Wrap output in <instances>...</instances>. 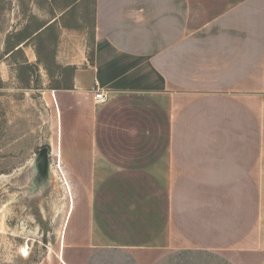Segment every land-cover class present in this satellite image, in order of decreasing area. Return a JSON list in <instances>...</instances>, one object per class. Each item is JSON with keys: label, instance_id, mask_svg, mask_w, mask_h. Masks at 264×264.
Wrapping results in <instances>:
<instances>
[{"label": "crops", "instance_id": "crops-1", "mask_svg": "<svg viewBox=\"0 0 264 264\" xmlns=\"http://www.w3.org/2000/svg\"><path fill=\"white\" fill-rule=\"evenodd\" d=\"M74 8L32 34L56 23L71 72L43 91L72 197L55 264H264V0ZM32 36L10 51L35 64Z\"/></svg>", "mask_w": 264, "mask_h": 264}, {"label": "rangeland", "instance_id": "rangeland-1", "mask_svg": "<svg viewBox=\"0 0 264 264\" xmlns=\"http://www.w3.org/2000/svg\"><path fill=\"white\" fill-rule=\"evenodd\" d=\"M70 5L69 22H91L93 0H0V264H55L61 247L70 189L54 160L50 174L38 164L54 122L43 91L71 75L53 60L58 26L32 36L35 64L24 49L10 50Z\"/></svg>", "mask_w": 264, "mask_h": 264}, {"label": "water", "instance_id": "water-1", "mask_svg": "<svg viewBox=\"0 0 264 264\" xmlns=\"http://www.w3.org/2000/svg\"><path fill=\"white\" fill-rule=\"evenodd\" d=\"M40 174L44 175L48 172V148H43L38 157Z\"/></svg>", "mask_w": 264, "mask_h": 264}, {"label": "built area", "instance_id": "built-area-1", "mask_svg": "<svg viewBox=\"0 0 264 264\" xmlns=\"http://www.w3.org/2000/svg\"><path fill=\"white\" fill-rule=\"evenodd\" d=\"M95 99L97 102H105L108 99L107 92L104 90H97L95 94Z\"/></svg>", "mask_w": 264, "mask_h": 264}, {"label": "trees", "instance_id": "trees-1", "mask_svg": "<svg viewBox=\"0 0 264 264\" xmlns=\"http://www.w3.org/2000/svg\"><path fill=\"white\" fill-rule=\"evenodd\" d=\"M45 25V24H44ZM44 25L40 26L38 29H40L41 27H43ZM33 33L28 34L27 36H21L20 38L17 39L16 45L15 47L19 46L21 43L26 42Z\"/></svg>", "mask_w": 264, "mask_h": 264}]
</instances>
